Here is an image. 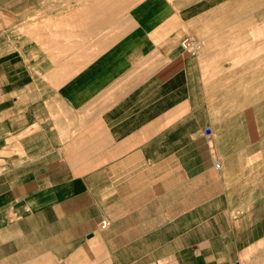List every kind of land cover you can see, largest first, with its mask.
Wrapping results in <instances>:
<instances>
[{
    "label": "crops",
    "instance_id": "0c3cea01",
    "mask_svg": "<svg viewBox=\"0 0 264 264\" xmlns=\"http://www.w3.org/2000/svg\"><path fill=\"white\" fill-rule=\"evenodd\" d=\"M20 18L0 13V264H264V0Z\"/></svg>",
    "mask_w": 264,
    "mask_h": 264
},
{
    "label": "rangeland",
    "instance_id": "374dc122",
    "mask_svg": "<svg viewBox=\"0 0 264 264\" xmlns=\"http://www.w3.org/2000/svg\"><path fill=\"white\" fill-rule=\"evenodd\" d=\"M92 0H0V13L6 14L11 17L15 26V29L20 28V14L23 12L29 15L52 13L53 9L61 10V13L68 14L69 9H73L74 6L85 4ZM110 3H134L138 0H108ZM262 46L254 48L253 52L248 55L252 57L254 64H263L264 68V40L259 42ZM259 62V63H258ZM261 62V63H260ZM258 82L255 91L264 93V69L258 74ZM262 84V85H261ZM259 95V94H258Z\"/></svg>",
    "mask_w": 264,
    "mask_h": 264
},
{
    "label": "built area",
    "instance_id": "2783aa9c",
    "mask_svg": "<svg viewBox=\"0 0 264 264\" xmlns=\"http://www.w3.org/2000/svg\"><path fill=\"white\" fill-rule=\"evenodd\" d=\"M181 46L185 53L193 55L201 50L202 44L199 41V39H197L195 36H189L182 41ZM214 161H215V166L220 167V162H218L216 159ZM109 224L110 221L105 219L102 221L101 227L106 228Z\"/></svg>",
    "mask_w": 264,
    "mask_h": 264
}]
</instances>
